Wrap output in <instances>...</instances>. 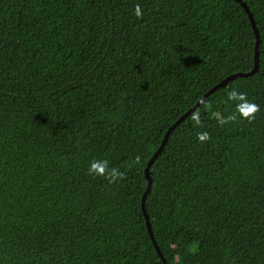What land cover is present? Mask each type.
<instances>
[{
  "label": "trees",
  "instance_id": "trees-1",
  "mask_svg": "<svg viewBox=\"0 0 264 264\" xmlns=\"http://www.w3.org/2000/svg\"><path fill=\"white\" fill-rule=\"evenodd\" d=\"M242 1L258 71L208 95L150 170L168 264H264V0ZM256 45L237 0H0V264H164L148 162ZM233 88L258 110L219 124Z\"/></svg>",
  "mask_w": 264,
  "mask_h": 264
},
{
  "label": "clouds",
  "instance_id": "clouds-1",
  "mask_svg": "<svg viewBox=\"0 0 264 264\" xmlns=\"http://www.w3.org/2000/svg\"><path fill=\"white\" fill-rule=\"evenodd\" d=\"M134 14L138 18L143 15L142 9L139 4L135 6ZM226 95L227 102H230L233 107V112L232 114L227 116H224L219 112L213 113V115L216 116L219 124H225L229 121H234L237 115L242 119L247 120H251L254 118V114L258 110V105L250 100L244 91L233 88L228 91ZM191 120L197 126L201 124V116L199 110L193 111ZM196 139L201 143L206 142L210 139V133L208 131H198L196 133ZM88 173L90 175L108 179L109 183L117 181L124 175V173L119 168L111 165L108 159H94L90 161L88 165Z\"/></svg>",
  "mask_w": 264,
  "mask_h": 264
},
{
  "label": "water",
  "instance_id": "water-1",
  "mask_svg": "<svg viewBox=\"0 0 264 264\" xmlns=\"http://www.w3.org/2000/svg\"><path fill=\"white\" fill-rule=\"evenodd\" d=\"M239 2H241V4L244 6L245 10L247 11L249 17H250V20H251V23H252V26L255 30V33H256V36H257V45H256V53H255V66L254 68L251 70V71H248V72H236V73H233V74H230L228 75L226 78H224L221 82H219L218 84H216L213 88H211L205 95H203L199 100L198 102L192 107L190 108L183 116H181L172 126H170V128L167 130L164 138H163V141L161 143V145L158 147V149L154 152V154L152 155V157L150 158L149 162H148V165L146 167V176L149 180V183H148V187L144 193V196H143V202H142V207H143V211L145 213V216H146V220H147V225H148V230H149V233L153 239V242L159 252V254L161 255L163 261H164V264H168L162 251L160 250V248L158 247V244H157V241L155 239V235H154V232H153V229H152V226H151V222H150V218H149V215L147 214V211H146V208H145V201H146V197L148 195V193L150 192L151 188H152V177H151V174H150V170H151V167L153 165V163L155 162V160L159 157V155L163 152L167 142H168V139L171 135V133L174 131V129L178 126V124L184 119L186 118L187 115H189L192 111H194L201 103L202 101L210 94H212L213 92H215L216 90L220 89V88H223V87H226L227 84L241 76V77H247V76H251L253 74H255L258 69H259V50H258V47H259V43H260V33H259V30L256 26V22H255V18L249 8V6L243 2L242 0H237Z\"/></svg>",
  "mask_w": 264,
  "mask_h": 264
}]
</instances>
